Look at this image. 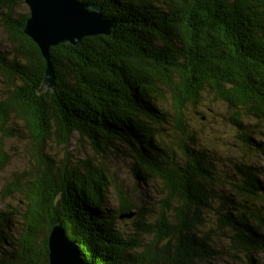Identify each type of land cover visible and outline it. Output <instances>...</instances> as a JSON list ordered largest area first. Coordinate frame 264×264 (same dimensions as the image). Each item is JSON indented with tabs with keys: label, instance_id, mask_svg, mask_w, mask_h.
Listing matches in <instances>:
<instances>
[{
	"label": "trees",
	"instance_id": "obj_1",
	"mask_svg": "<svg viewBox=\"0 0 264 264\" xmlns=\"http://www.w3.org/2000/svg\"><path fill=\"white\" fill-rule=\"evenodd\" d=\"M78 1L99 6L114 28L76 46L51 47L54 88L38 92L45 61L22 32L28 11L16 17L22 0H0L8 44L0 52V140L15 136L14 124L24 128L37 163L25 184L22 174L2 188L4 197L22 200L0 210V264H49L56 224L86 264H258L264 166L236 160L230 174L219 171L185 112L205 93L223 102L239 142L264 162V138L257 139L264 125V0ZM74 135L98 156L119 148L131 154L134 178L153 181L164 195L154 214L140 208L130 220L134 205L120 192L118 208L108 211L103 166L53 164L42 153L51 137L66 144ZM1 144L0 172L8 162ZM208 213L214 223L203 231ZM119 219L129 230L117 227Z\"/></svg>",
	"mask_w": 264,
	"mask_h": 264
},
{
	"label": "rangeland",
	"instance_id": "obj_2",
	"mask_svg": "<svg viewBox=\"0 0 264 264\" xmlns=\"http://www.w3.org/2000/svg\"><path fill=\"white\" fill-rule=\"evenodd\" d=\"M13 11L15 16L18 17L27 12L28 9L22 0V3L18 4ZM6 45L8 46V44H6V33L0 28V52L7 51L8 47ZM2 91V81L0 78V100L3 97L1 95ZM229 113V110L223 102L215 100L213 96L205 93L202 95V99L196 107L187 108L185 115L188 120H192L191 124L193 125V130L196 132L195 134L198 142L210 152L213 160L216 161L219 171L226 172L229 170L228 174H230V168L236 160H245L249 163L257 161L260 166H264L263 160L254 153H247L246 149L237 139V133L228 122ZM247 121L254 123L256 120L248 119ZM16 122L17 121L14 122L13 120L12 123L14 124ZM13 126L15 129V136L0 140L2 143L1 145L4 147V153L8 157L6 166L0 172V210L6 206L8 208L16 207L18 204H21L20 202L22 200L21 196L18 194H10L4 197L1 193L4 184L16 181L18 175L22 174L20 184H25L27 178L34 175L37 169L34 144L25 134L24 128H17L15 124ZM167 128L170 131L171 121H169ZM166 132L167 131H163L161 136L169 143L171 139L165 134ZM257 132L261 134L258 135L259 138L257 139L264 138L263 124L257 128ZM54 137H51L42 147V153L50 155L53 159V164L60 165L63 163H71L72 165L73 162L88 160L92 169L103 166L105 171H107V179L110 181L111 185L108 188V196L104 204L108 211H113L118 208V192L122 194L126 202L134 205L132 215L129 218H133L135 212L140 208L143 212L150 215H153L159 208V201L164 195L160 196L158 190L154 189L153 184L155 183L153 181L143 182V180L141 181L134 178L132 175L133 172L131 173L130 170L132 166L131 162L133 161L131 154L128 155V153L121 151V148H119V151L117 149H109L101 154V156H98V154H95L89 147L87 140H80L78 135L71 136L66 144L59 143ZM55 140L57 141L55 142ZM27 173L30 175H27ZM132 218L130 220H132ZM121 222L122 220L120 219L117 221V227L121 231L126 232L129 230V227H127L128 225H126L129 223ZM212 222L214 223L213 213L206 214L205 222L200 226L201 230L204 231L207 229ZM78 250L83 258L79 246ZM254 259L257 260L256 262L258 264H264L263 254H258Z\"/></svg>",
	"mask_w": 264,
	"mask_h": 264
},
{
	"label": "water",
	"instance_id": "obj_3",
	"mask_svg": "<svg viewBox=\"0 0 264 264\" xmlns=\"http://www.w3.org/2000/svg\"><path fill=\"white\" fill-rule=\"evenodd\" d=\"M23 2L28 9V18L22 32L36 44L45 61L43 83L38 92L54 88V73L48 57L50 47L61 44L76 46L85 37L109 36L114 28V22L105 18L101 8L95 4L78 0ZM47 246L49 264H86L77 243L68 239L60 224L51 229Z\"/></svg>",
	"mask_w": 264,
	"mask_h": 264
}]
</instances>
